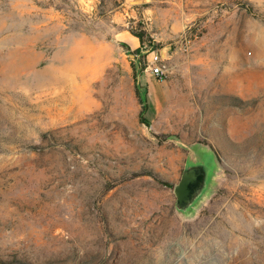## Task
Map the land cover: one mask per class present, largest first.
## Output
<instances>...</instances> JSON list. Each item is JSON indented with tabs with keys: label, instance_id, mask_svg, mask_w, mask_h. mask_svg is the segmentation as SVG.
Masks as SVG:
<instances>
[{
	"label": "rangeland",
	"instance_id": "obj_1",
	"mask_svg": "<svg viewBox=\"0 0 264 264\" xmlns=\"http://www.w3.org/2000/svg\"><path fill=\"white\" fill-rule=\"evenodd\" d=\"M0 264H264V0H0Z\"/></svg>",
	"mask_w": 264,
	"mask_h": 264
},
{
	"label": "water",
	"instance_id": "obj_2",
	"mask_svg": "<svg viewBox=\"0 0 264 264\" xmlns=\"http://www.w3.org/2000/svg\"><path fill=\"white\" fill-rule=\"evenodd\" d=\"M127 6L147 4L150 0H123ZM146 1V2H143ZM207 162H186L179 180L173 187L174 207L178 213H187L201 199L208 187L209 175L216 167V159L207 156Z\"/></svg>",
	"mask_w": 264,
	"mask_h": 264
},
{
	"label": "built area",
	"instance_id": "obj_3",
	"mask_svg": "<svg viewBox=\"0 0 264 264\" xmlns=\"http://www.w3.org/2000/svg\"><path fill=\"white\" fill-rule=\"evenodd\" d=\"M166 59L158 52L153 53L148 62V71L152 76L162 80L165 77L164 62Z\"/></svg>",
	"mask_w": 264,
	"mask_h": 264
},
{
	"label": "trees",
	"instance_id": "obj_4",
	"mask_svg": "<svg viewBox=\"0 0 264 264\" xmlns=\"http://www.w3.org/2000/svg\"><path fill=\"white\" fill-rule=\"evenodd\" d=\"M135 37L139 40L140 44L143 43V36L141 34H137Z\"/></svg>",
	"mask_w": 264,
	"mask_h": 264
},
{
	"label": "crops",
	"instance_id": "obj_5",
	"mask_svg": "<svg viewBox=\"0 0 264 264\" xmlns=\"http://www.w3.org/2000/svg\"><path fill=\"white\" fill-rule=\"evenodd\" d=\"M199 158H197V157H195V155H194V157L191 159L192 161H197Z\"/></svg>",
	"mask_w": 264,
	"mask_h": 264
},
{
	"label": "bare ground",
	"instance_id": "obj_6",
	"mask_svg": "<svg viewBox=\"0 0 264 264\" xmlns=\"http://www.w3.org/2000/svg\"><path fill=\"white\" fill-rule=\"evenodd\" d=\"M54 77H55V76H54ZM64 77H65V76H64ZM60 78H61V77H60ZM60 78H59V79H60ZM66 80H67V79H66Z\"/></svg>",
	"mask_w": 264,
	"mask_h": 264
}]
</instances>
